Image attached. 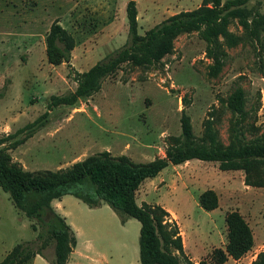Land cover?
<instances>
[{
	"label": "rangeland",
	"instance_id": "374dc122",
	"mask_svg": "<svg viewBox=\"0 0 264 264\" xmlns=\"http://www.w3.org/2000/svg\"><path fill=\"white\" fill-rule=\"evenodd\" d=\"M127 1L0 0V137L22 131L7 145L26 136L15 148L1 145L0 159L30 171L66 169L102 150L134 161L152 160L164 156L181 137L182 111L189 115L197 138L206 140L209 129L215 141L227 145L235 115L221 99L235 87L244 91L248 121L255 119L264 128V23L257 35H251L238 18H231L227 34L218 38L219 62L196 31L185 32L159 62L122 64L92 96L49 107L52 95L75 89L76 72L125 44ZM135 1L142 34L171 14L198 7L202 0ZM246 7L264 20V0H248ZM55 18L75 40L69 62L57 65L48 62L44 41ZM244 134L246 140L255 137L250 130ZM243 179L242 170L223 171L217 162L190 159L168 164L145 179L135 198L139 205H161L176 221L184 254L171 252L181 264H251L264 252V188L247 186ZM206 189L217 194L215 209L199 204ZM67 196L71 218L83 233L80 237L91 239V255L97 257L90 263L81 259L82 263L139 264L136 219L128 218L121 228L119 216L108 205L88 211L84 202ZM232 210L248 222L254 243L240 258L220 261L212 251H225V215ZM31 223L0 189V261L17 243L34 241ZM44 253L52 256L51 244Z\"/></svg>",
	"mask_w": 264,
	"mask_h": 264
},
{
	"label": "trees",
	"instance_id": "16d2710c",
	"mask_svg": "<svg viewBox=\"0 0 264 264\" xmlns=\"http://www.w3.org/2000/svg\"><path fill=\"white\" fill-rule=\"evenodd\" d=\"M248 0H202L190 10L169 15L140 34L135 0H128L125 16L128 35L125 44L85 71L75 73L76 87L62 95H52L50 106L73 105L79 99L92 96L100 90L102 81L113 76L122 64L135 66L159 62L173 49L174 39L182 33L196 31L206 43L207 52L219 62L216 45L219 36L227 34L231 18H238L251 35H257L264 20L252 15L246 7ZM75 46L73 35L55 18L45 34V54L50 64L69 62ZM222 103L234 113L227 145L215 141L207 130V139L197 138L192 130L189 115L182 111L181 137L175 139L162 157L147 161H134L126 154L113 155L108 150L90 154L66 169L26 170L0 159V189L8 193L14 207L22 212L36 232L34 241L14 245L0 264H26L39 254L51 264H66L69 253L76 245V236L65 218L51 206V201L63 195H73L94 208L105 202L123 223L127 218L139 224V264H181L171 249L184 254L178 225L169 212L159 204L139 205L135 193L145 179L155 177L168 164H180L190 159L213 161L220 170H242L243 182L251 187L264 188V128L256 120L248 121L244 110L245 96L241 87H235ZM255 137L246 140L244 131ZM22 131L0 137V146L15 148L25 137L5 144ZM3 146V147H4ZM200 206L212 210L218 206L213 189L204 190L198 197ZM227 243L225 251L214 249L213 256L224 261L228 256L238 259L254 243L252 229L237 210L226 213ZM52 245V256L44 250ZM251 264H264V252Z\"/></svg>",
	"mask_w": 264,
	"mask_h": 264
},
{
	"label": "crops",
	"instance_id": "0c3cea01",
	"mask_svg": "<svg viewBox=\"0 0 264 264\" xmlns=\"http://www.w3.org/2000/svg\"><path fill=\"white\" fill-rule=\"evenodd\" d=\"M47 31H48V29H47ZM68 201H69L68 196L63 195L60 198L53 199L50 203L52 208L57 213H59L61 216H63L65 218L66 222L70 225L71 229L73 230V232L76 236V240H77L76 245L73 248V250L71 251V253L69 254L66 264H85V263H82L80 261L81 259H85L86 263H90V262L97 259V257H94L91 255V252L93 251L94 246L92 245V241L90 238H84V239L82 238L81 239L80 235L83 237V233L81 232L80 226L77 225V223L75 221H73L71 218V215H70L69 210L67 208V203H69ZM106 206H107V204L102 201L100 206H98V207H94V208L88 207V211H90L91 209H96V210L98 209L99 210V209H102L103 207H106ZM128 221H129L128 218L123 223H121L119 221V227H121V228L125 227V225H126V223H128ZM43 263L49 264V262L47 260H45V258H43L41 255L37 254L34 257H32L26 264H43Z\"/></svg>",
	"mask_w": 264,
	"mask_h": 264
}]
</instances>
